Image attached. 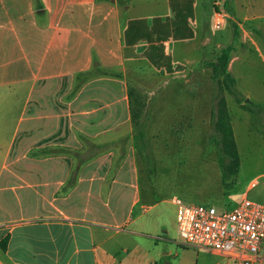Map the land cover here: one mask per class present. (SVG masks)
Instances as JSON below:
<instances>
[{"label": "crops", "instance_id": "crops-1", "mask_svg": "<svg viewBox=\"0 0 264 264\" xmlns=\"http://www.w3.org/2000/svg\"><path fill=\"white\" fill-rule=\"evenodd\" d=\"M224 9L215 31L214 0H0V264L205 262L180 256L179 196L153 165L157 146L210 130L224 49L231 125L229 97L264 134V89L241 92L233 74L244 57L264 62V0Z\"/></svg>", "mask_w": 264, "mask_h": 264}, {"label": "rangeland", "instance_id": "rangeland-1", "mask_svg": "<svg viewBox=\"0 0 264 264\" xmlns=\"http://www.w3.org/2000/svg\"><path fill=\"white\" fill-rule=\"evenodd\" d=\"M233 74L238 81L237 89L241 92L247 89L255 96L256 88L264 89V62L258 54L241 59ZM217 84L219 101L212 111L210 130L206 133V128L199 126L195 132L188 130L182 134L186 140L179 144L172 142L164 151L158 150L157 146L153 165L155 183L161 186L164 194L172 192L170 196L177 195L199 205H213L218 211L234 208L244 196L264 205V134L260 136L258 133L249 132L242 112L237 110L229 97L240 162L237 174L232 175L234 169L229 168L230 159L224 156L222 150L226 148V144L229 147L223 130L228 128L227 117H230L226 97L233 93L234 86H227L223 79H219ZM218 156L227 167L225 176L229 180L225 181L224 188L227 187L228 193L223 189L220 177L214 172V161ZM254 181L257 183L251 187ZM144 182L141 180V183ZM219 199L227 202H215ZM179 248L181 251L185 249L180 256H207L202 264H209L213 260L210 256L214 255L208 250L184 246Z\"/></svg>", "mask_w": 264, "mask_h": 264}, {"label": "built area", "instance_id": "built-area-1", "mask_svg": "<svg viewBox=\"0 0 264 264\" xmlns=\"http://www.w3.org/2000/svg\"><path fill=\"white\" fill-rule=\"evenodd\" d=\"M214 7L212 27L221 31L228 21L224 0H214ZM173 202L182 246L212 251L235 264L257 260L264 245L263 204L242 197L234 208L218 211L179 197Z\"/></svg>", "mask_w": 264, "mask_h": 264}, {"label": "trees", "instance_id": "trees-1", "mask_svg": "<svg viewBox=\"0 0 264 264\" xmlns=\"http://www.w3.org/2000/svg\"><path fill=\"white\" fill-rule=\"evenodd\" d=\"M231 49H224L221 52V55L219 56L218 60L216 63L213 64V76L215 79H223L224 84L227 86H233L235 81L232 78V76L228 72V64L230 62L231 58ZM230 118V119H229ZM223 123V122H222ZM227 125H228V130H223L224 133L227 135L226 137V143H229V147L226 144V148L222 150L224 156H227L230 159V162L228 163L229 168L233 167V172H231L232 175H236L239 169V155H238V150L237 146L234 140V135H233V130L232 125H231V117H227ZM230 125V126H229ZM231 127V128H230ZM219 143V142H218ZM220 145V143H219ZM220 165L223 169L224 172V180L227 181L229 180L228 177L225 176V171H226V164L220 161ZM7 239H5L1 246L5 247L6 246Z\"/></svg>", "mask_w": 264, "mask_h": 264}]
</instances>
